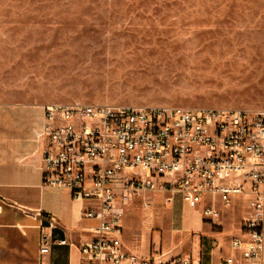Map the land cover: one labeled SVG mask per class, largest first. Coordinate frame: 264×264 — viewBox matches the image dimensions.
<instances>
[{
    "label": "rangeland",
    "instance_id": "rangeland-1",
    "mask_svg": "<svg viewBox=\"0 0 264 264\" xmlns=\"http://www.w3.org/2000/svg\"><path fill=\"white\" fill-rule=\"evenodd\" d=\"M0 102L263 110L264 0H0ZM167 198L128 207L127 248L180 247Z\"/></svg>",
    "mask_w": 264,
    "mask_h": 264
},
{
    "label": "built area",
    "instance_id": "built-area-1",
    "mask_svg": "<svg viewBox=\"0 0 264 264\" xmlns=\"http://www.w3.org/2000/svg\"><path fill=\"white\" fill-rule=\"evenodd\" d=\"M40 135L43 189L71 192L95 223L79 251L85 264H200L149 258L124 243V216L146 194L177 198L221 232L225 213H248L224 264H264V109L173 110L47 106ZM148 206V205H147ZM41 230L40 253L52 244ZM217 247V242H213Z\"/></svg>",
    "mask_w": 264,
    "mask_h": 264
},
{
    "label": "crops",
    "instance_id": "crops-1",
    "mask_svg": "<svg viewBox=\"0 0 264 264\" xmlns=\"http://www.w3.org/2000/svg\"><path fill=\"white\" fill-rule=\"evenodd\" d=\"M44 107L0 102V264H85L79 247L91 238L95 226L83 218L87 205L73 201L68 190L42 188ZM176 200L181 208L175 211L171 229L180 234L181 244L158 254L191 256L200 264H224L235 255L230 243L247 214L244 210L226 212L218 233L203 216L198 225L189 215L182 219L184 207L194 212H200V207L191 209L180 198ZM40 226L50 242L67 241L68 245L52 244L50 253L41 255ZM213 242L218 246L213 247ZM127 249L140 257L155 255L147 249Z\"/></svg>",
    "mask_w": 264,
    "mask_h": 264
}]
</instances>
